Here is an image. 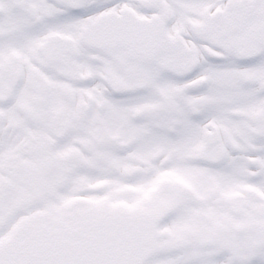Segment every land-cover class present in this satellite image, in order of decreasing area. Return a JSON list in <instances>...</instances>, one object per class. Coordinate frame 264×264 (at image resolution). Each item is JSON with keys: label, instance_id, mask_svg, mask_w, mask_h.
Listing matches in <instances>:
<instances>
[{"label": "snow or ice", "instance_id": "1", "mask_svg": "<svg viewBox=\"0 0 264 264\" xmlns=\"http://www.w3.org/2000/svg\"><path fill=\"white\" fill-rule=\"evenodd\" d=\"M0 264H264V0H0Z\"/></svg>", "mask_w": 264, "mask_h": 264}]
</instances>
